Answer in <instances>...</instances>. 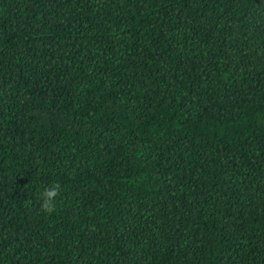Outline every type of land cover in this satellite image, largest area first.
Returning <instances> with one entry per match:
<instances>
[{"label":"trees","instance_id":"trees-1","mask_svg":"<svg viewBox=\"0 0 264 264\" xmlns=\"http://www.w3.org/2000/svg\"><path fill=\"white\" fill-rule=\"evenodd\" d=\"M0 264H264V0H0Z\"/></svg>","mask_w":264,"mask_h":264},{"label":"clouds","instance_id":"clouds-1","mask_svg":"<svg viewBox=\"0 0 264 264\" xmlns=\"http://www.w3.org/2000/svg\"><path fill=\"white\" fill-rule=\"evenodd\" d=\"M60 195V185L53 184L50 187H46L40 193L41 199V211L46 214H52L56 211L57 202L56 198Z\"/></svg>","mask_w":264,"mask_h":264}]
</instances>
